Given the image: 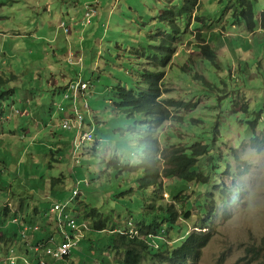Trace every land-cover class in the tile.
I'll use <instances>...</instances> for the list:
<instances>
[{"label": "rangeland", "instance_id": "1", "mask_svg": "<svg viewBox=\"0 0 264 264\" xmlns=\"http://www.w3.org/2000/svg\"><path fill=\"white\" fill-rule=\"evenodd\" d=\"M1 1L0 76L6 81L1 89L10 92L2 101L0 121V213L7 201L15 207L22 200L32 213V224L45 219L43 231L60 237L52 209L57 201H69L79 187L82 192L77 204L71 206L81 214L80 220L92 226L103 220L106 229L97 231L90 225L87 237L71 257L52 264H123L132 227L140 222L152 224L158 206L174 204L181 214L176 221L181 228L178 237L176 231H166L174 244L175 238L181 241L187 233L202 230L206 215L201 205L208 199L213 238L199 264H264V29L258 27L250 33L244 27L233 28L232 13L226 12L231 0H200L191 17H179L169 28L161 14L181 8L184 0H99V24L95 20L87 27L84 3L93 0H78L84 2L82 13L73 21L66 16L72 30L66 35L58 30L59 16L73 10L74 0H47L53 2L50 12L43 5L38 7L36 0L33 10H24L22 0ZM255 9L259 23L264 0H255ZM198 16L209 20L202 37L217 52L215 61L204 57L198 47L196 31L204 27V19L198 22ZM21 22L22 29H17ZM81 31L87 39L83 46L79 44ZM175 37L177 47L171 43ZM181 44L187 46L179 48ZM175 48L181 55L166 79L167 98L193 106L172 109V120L155 129L162 140V170L173 148L191 147L197 141L211 144L220 164L216 173L210 156H203L199 169L212 176L211 184L201 185V189L187 186L188 197L178 199L171 192L180 179L165 176L163 189L144 187L145 169L130 168L145 161L144 133L151 130L153 119L119 108L115 91L117 86L136 88L149 58L158 67ZM81 50L88 61L83 78L90 81L84 99L89 108L82 111L84 131H92L95 139L76 148V131L63 128L73 118V98L64 99L67 92L50 87L49 82L56 80L54 84L63 86L64 79L72 81L81 67L70 60L76 63ZM29 94L40 102L34 113L31 108L22 112ZM255 137L262 143L260 148L254 146ZM151 204L156 209L149 208ZM223 205H231V217L224 218ZM188 208L190 217L185 216ZM94 209L97 213L89 216ZM27 210L16 213L27 215ZM121 229L128 234L121 235ZM36 231H29L34 244L39 235ZM156 241L162 246L166 242ZM30 248L34 251L28 257L38 262L39 254ZM9 250L0 253V264H9ZM258 250L262 251L259 258ZM141 264L162 263L146 252Z\"/></svg>", "mask_w": 264, "mask_h": 264}, {"label": "trees", "instance_id": "2", "mask_svg": "<svg viewBox=\"0 0 264 264\" xmlns=\"http://www.w3.org/2000/svg\"><path fill=\"white\" fill-rule=\"evenodd\" d=\"M198 7V0H184V4L181 8L173 7L168 11H165L161 14L160 19L163 22H167L168 26H174L177 23V19L179 17H183L186 15H188V17H191L195 9H197ZM228 8L234 10V24H245L247 26L248 31L250 32H253L257 29L258 23L256 17L255 0H231V4ZM202 18L203 17L198 16L196 20L199 22ZM203 19L204 22L202 23H205L206 18ZM261 25L264 28V13L262 14ZM180 30L181 29L177 31ZM199 38L201 40L199 48L202 51V54L205 55L204 57L215 61L217 59V52L212 49L211 45L204 44V42L206 41L202 37V33L199 34ZM177 40L178 38L176 37L171 38V43H175ZM162 65L165 66V62L162 63ZM164 78V72L144 70L141 79V84L144 85L143 87H136L133 89L124 86H117L115 87V91L116 98L118 99L117 104L119 108L125 109L130 114L142 113L153 119V126L151 130L146 131L144 133V140L147 145L145 161L139 164V166L137 167L130 166V168L133 171L137 170L138 167H142L145 169L146 177H144L141 182V185L144 187L155 185L158 188L163 189V177L165 176L180 179V185L176 184L172 186L171 192V195L174 196L175 199H178L181 197H188L185 195V191L187 189H190L187 188V186L191 187V189L194 186H197V189H201V185L211 184L210 182L212 181V177L207 175L204 170H200L199 166L201 167L200 160L203 156H211V160L214 159L215 156L214 154H212L213 150L211 144H206L202 143L201 141H197L191 147L179 146L173 148L171 154L167 158V166L164 170H162V140L160 134H157L155 132V129L156 127H162L164 123L172 120L174 115L171 109H180L183 107L189 108L190 106H193V104L188 102L184 103L183 101L164 98V94L167 93L166 89H164ZM5 83V79L0 76V89L5 85ZM1 91H3V89L0 90V93ZM9 92L10 91H3L0 95V121L3 117L2 110H4L2 101L5 99V96L9 94ZM79 107L80 112L83 114L81 103L79 104ZM255 126L256 125H254V127ZM261 144L262 143L260 142V140L255 137V148H260ZM216 168L217 170H219V167H217L213 163V170H216ZM229 174L232 177V172H229ZM217 186H220L219 182L218 184H216V187ZM237 193L243 194V192L239 189L237 190ZM219 199H221L222 201L223 197L220 196ZM228 199L229 197L225 198V200ZM207 201L208 199H206V202L204 203L205 205H201L202 207L204 206L203 208H205L206 215L204 221L201 223L202 230H196L194 232L187 233L184 236V239L181 241H178L179 239L175 238L176 243H174L173 246L172 244H170V246H167L168 244L164 243L163 246L161 245L160 248L152 247L150 243L139 238L138 236L129 238L128 242L131 245L129 247L127 246L125 250L126 255L122 263L141 264L145 258V253L147 252L152 255L155 260L159 261L162 264H199V261L201 260L203 255V250L208 246V244L213 238V233L210 231L211 225L210 223L208 224L212 211L211 208H209L211 205L208 204ZM155 206L156 204H151L149 208L156 209ZM230 206L231 205H223V207L226 208V210L223 212L224 218H229L232 216L233 208ZM24 207H26V204H24L22 200L19 204L15 205V207H13V204L11 207L8 205H3L0 213V218L2 221V223H0V227L3 226V228L0 229V253L3 251H8V249H11L12 247H15L17 252L21 253L23 257H27L32 251H34L30 248V245H33V241L30 238L27 241L23 237V235H21L20 232V226L26 224L30 226L34 225L32 224V213L30 214L27 208ZM21 210H27V215H24V213H22L21 215H17L16 211L19 212ZM10 211L11 213L9 215L8 213ZM96 213L97 211L94 209L90 212L89 216H94ZM155 214L156 218L153 220L152 224L147 225L144 222H140L141 225L139 223L138 228L141 229L142 232H145V234L157 232L159 235H161V233L163 232L167 234L168 232L166 231L169 228L172 229V232L176 231L178 233V237L179 233H181V228L176 226V221L178 217L181 216V214L178 212L176 205L169 204L166 208L164 207V205H160L158 206ZM191 214V208H188V214H185V216L190 217ZM36 216H38V213H36ZM7 217L18 218L19 227H17L14 223H10L7 227H4V223L6 222ZM39 219L40 223H38L37 225L40 227V230L38 229L36 231V234H39L35 236L36 243L43 242L47 244V240L49 238L47 237L48 235L46 236L47 238H44L45 235L42 236L43 233L39 232L41 231V229H43L46 220H42L41 218ZM56 222L58 223L57 218ZM165 225H168L169 227H166ZM208 225H210V227ZM58 228L59 226L57 224V232L59 233L60 237L57 234H54V236L56 237L55 243H62L64 240V236L60 233ZM93 228L97 231H103L106 229V222H104L103 220H98L94 223ZM206 228H209V231L204 232ZM55 243L49 242L43 247L44 249L48 247H56ZM115 245L118 248L120 247L117 245V241ZM78 246L79 245L75 246L70 252V254L65 257V259L70 258L71 255L74 253V250ZM261 252V250L257 251L256 256L258 258L262 255ZM37 253L40 254L41 252ZM53 262H55V260L47 259V264H52ZM35 264H42L41 260L35 262Z\"/></svg>", "mask_w": 264, "mask_h": 264}, {"label": "built area", "instance_id": "3", "mask_svg": "<svg viewBox=\"0 0 264 264\" xmlns=\"http://www.w3.org/2000/svg\"><path fill=\"white\" fill-rule=\"evenodd\" d=\"M86 16H85V24H90L91 20L97 15V11L94 7L90 6L89 4L86 5ZM61 28L63 29L64 33L66 35H69L71 33V27L68 26L66 23L61 24ZM71 63H74L76 65L82 66V59L78 58L77 62H73L70 60ZM89 87V82L85 81L81 75H78L76 80H73L69 83L68 89L70 91V94L67 95V98L71 97L73 98V103L75 105V111H74V117L69 120L65 121L63 124V128L66 130L74 129L76 131H81L84 126V117L79 112L76 104L78 102V97L84 96L86 94V91ZM87 107V105H86ZM92 131H85L80 135V142L77 144V146L83 142L88 140H93ZM79 193V190L74 191V195H77ZM72 209L67 203H57L55 204L53 211L57 214L58 217V226L60 233L64 236V240L62 243H55L56 237L54 235H50L47 244L49 242H53L56 244V247H48L45 248L43 246L47 245L46 243H33L31 245L36 252H41L42 255H40L39 260H41L42 264H47L48 260H61L64 259L67 255L70 254L72 249L79 245L80 241L83 239L85 235V229L82 224L79 223L77 217L75 214L72 213ZM13 221H18V219H14ZM2 226L0 227V229ZM36 229H39V227H36ZM30 227H26L22 230L23 237L28 241L30 237L29 235ZM31 242V240H30ZM15 249H12V253L9 257L10 264H22L20 261V257L15 254ZM23 260V264H35L33 260H31L29 257H21Z\"/></svg>", "mask_w": 264, "mask_h": 264}, {"label": "clouds", "instance_id": "4", "mask_svg": "<svg viewBox=\"0 0 264 264\" xmlns=\"http://www.w3.org/2000/svg\"><path fill=\"white\" fill-rule=\"evenodd\" d=\"M199 1V7H200V0H198ZM87 4H89L90 6H92V7H94L95 9H96V11H97V6L98 5H101L100 4V1L99 0H93V1H88V2H85L84 3V6H85V9H87L86 8V5ZM230 4H231V1H230ZM198 7V8H199ZM197 8V9H198ZM197 9H195L196 11H197ZM226 12H228V13H232V16L234 17V10L233 9H229L228 7H227V11ZM98 11H97V15L91 20V23L90 24H85V25H87V27L88 26H91L92 24H93V21L97 18V16H98ZM194 13V12H193ZM264 13V11L261 13V17H260V21H259V23H258V19H257V23H258V27H260V28H262V29H264L263 27H262V25H261V19H262V14ZM201 17V16H200ZM257 17V16H256ZM85 19V18H84ZM72 21V20H71ZM84 21V20H83ZM195 21V19L193 20V22ZM66 23L68 26H70L71 27V24L69 23L70 21H66L65 19H63V20H61V23H60V26L58 27V30H63L62 28H61V24L62 23ZM85 22V21H84ZM208 22H209V20H207L206 21V19H205V23H202L203 25H204V27L200 30V31H196V32H198V35L200 34V33H202V30L203 29H205V27H207L208 26ZM165 25H167V27L169 28V26H168V23L167 22H163ZM227 25H225L224 26V29H225V27H226ZM239 27H244V28H246L247 29V26L245 25V24H234V22H233V28H239ZM257 27V28H258ZM248 30V29H247ZM257 30V29H256ZM256 30L255 31H253V32H250V33H255L256 32ZM64 32V31H63ZM71 32H72V30H71ZM71 34V33H70ZM205 40V39H204ZM84 41V38L82 37V42ZM177 42H178V40L175 42V43H173V45L174 46H176L177 47ZM201 43V40H200V38H199V44ZM199 44H198V47H199ZM204 44H209V43H207V42H204ZM210 45V44H209ZM180 46H181V48L183 49V48H185V46H187V44H185V45H179L178 47L180 48ZM213 46V45H212ZM178 48V49H179ZM193 49H195L196 47H195V45L192 47ZM212 49H214V48H212ZM188 53H192V51L190 52V51H188ZM179 55H181V53H180V51L179 52H177V48H175L174 50H173V52H172V54H168V56H167V59L165 60V66H163L162 64H159V66L158 67H156V65H155V63L153 64V61H151L152 59H150L149 58V63L148 64H151L152 66H154L153 68H152V66L151 65H146V67H148V69H143L142 70V72H141V79H142V74H143V71L144 70H150V71H157V72H164L165 73V78H164V89H166V79H168V75H169V70L174 66V60L179 56ZM77 56H78V58H81L82 59V66H80L81 67V72L80 73H78V74H76V76L74 77V79L73 80H76V78H77V76L78 75H81L82 76V78H83V69H84V65H85V60H84V57L82 56V55H79V54H77ZM217 56H218V54H217ZM176 57V58H175ZM175 58V59H174ZM173 61V62H172ZM84 79V78H83ZM72 80V81H73ZM85 80V79H84ZM71 82V81H70ZM69 82V83H70ZM89 82V84H90V81H88ZM69 83L68 82H66V85H65V88H64V91H66L67 93H65V94H63V98L64 99H70V98H67L66 96L67 95H69L70 94V91H69V89H68V86H69ZM135 83V82H134ZM135 85H136V87H143L144 85L143 84H141V81L139 82V83H135ZM125 87V86H124ZM128 88V87H127ZM166 91H167V93L166 94H164V98H167V95H168V93H169V90L168 89H166ZM86 95H87V91H86V94L84 95V96H79L78 97V102H77V104H76V106H77V108H78V110H79V112H80V107H79V104L81 103V107H82V109H83V111H86V110H88V108H89V106H88V104L85 102V97H86ZM170 99H174V98H170ZM175 100H177V99H175ZM178 101V100H177ZM73 105V107H72V111H73V117H74V111H75V105H74V103L72 104ZM86 105H87V107H86ZM171 111H172V109H171ZM81 113V112H80ZM82 114V113H81ZM83 115V117H84V126H83V128H82V130L81 131H76V138L78 139V143L80 142V135L83 133V132H85L84 131V128H85V125H86V118H85V116H84V114H82ZM152 126H153V123H152V125H151V128H152ZM150 128V129H151ZM160 128V127H159ZM92 135H93V132H92ZM93 140L95 139V137H94V135H93V138H92ZM93 140H88V141H83V142H91V141H93ZM83 142H81V143H83ZM77 143V144H78ZM81 143L77 146V144H76V148H81ZM216 150H214L213 152H212V154H214V159H212L211 160V156L209 157V159L211 160V161H213V163L217 166V167H220V164H219V154H218V156L216 155V152H215ZM215 172L216 171H218L217 170V168H216V170H214ZM217 173V172H216ZM212 177V176H211ZM220 180V179H219ZM88 185H90V183H88V182H86ZM80 184V182L78 183V185ZM194 186V185H193ZM79 190V193L77 194V195H74V192H73V195L71 196V198L69 199V201H57V202H55V204H57V203H60V202H63V203H67L69 206H70V208L72 209L71 211H72V213L73 214H75L76 215V217H77V219H78V221H79V223L80 224H82L83 225V227H84V229H85V235H84V237H83V239L80 241V243H79V245L83 242V240H84V238H86L87 236V233H88V231L91 229V224L88 222V221H82V220H80L81 218H80V216H81V214H78L79 213V211L76 209V208H73L71 205H72V203L73 204H77V197L80 195V193L82 192L80 189H79V187H77V188H75L74 189V191L75 190ZM4 205H8V206H12V202H10V200L9 201H7ZM55 206V205H54ZM54 208V207H53ZM52 211H53V209H52ZM53 214H56L54 211H53ZM57 219H58V217H56ZM14 219H18V218H15V217H12V218H9V221L7 222V219H6V222L4 223V227H7L10 223H18V221H19V219H18V221H13ZM91 225V226H90ZM33 226H35V227H33ZM33 226H30V225H28V224H26V225H22V226H20V232H21V235H22V230L24 229V228H26V227H30V230L31 229H35V230H38V229H36V227H39L38 225H33ZM137 226V225H136ZM93 227V226H92ZM2 228H3V226H2ZM1 228V229H2ZM40 228V227H39ZM94 229V228H93ZM29 230V231H30ZM40 230V229H39ZM42 230V229H41ZM95 230V229H94ZM115 231H118L117 229L115 230ZM131 231L133 232V234H131V237H135V236H138L139 238H141V239H143V240H145L146 242H148V243H150V245L152 246V247H155V248H160L161 247V242H159V241H156V240H159V239H161V240H164V241H166L165 243H169L170 244V239L168 240V238H167V236H166V234H165V232H163V233H161V235H159L158 233H149V234H143V232L141 231V229H139L138 227H136V228H134V227H132V229H131ZM119 233H121V235H127L128 234V231H126L125 229L124 230H119ZM50 235H54V234H50ZM50 235H48L47 237H49ZM31 237V236H30ZM46 237V238H47ZM173 242H176L175 240L173 241ZM174 244H172V246H173ZM15 249V251H16V248L15 247H12L10 250H9V256H8V263L10 264V261H9V257H10V255H11V253H12V249ZM15 254H17L19 257H20V261L23 263V260L21 259V257H23L22 255H21V253H19V252H14ZM40 255H42L41 253L39 254V257H40ZM25 257V256H24ZM28 257V256H27ZM65 259V258H64ZM32 260V259H31ZM122 263V262H121ZM99 264H103V262L102 263H99Z\"/></svg>", "mask_w": 264, "mask_h": 264}, {"label": "crops", "instance_id": "5", "mask_svg": "<svg viewBox=\"0 0 264 264\" xmlns=\"http://www.w3.org/2000/svg\"><path fill=\"white\" fill-rule=\"evenodd\" d=\"M11 1H13V2H18L19 0H11ZM23 1V3H22V7H23V9L24 10H26V9H32L33 10V8H32V3H33V1L34 0H32V1H30V0H22ZM66 1V3H68V0H65ZM36 2H37V6L38 7H41L42 5H43V7H44V9H46V11L47 12H50L51 11V9H50V5L53 3L52 1H47V0H36ZM83 3L84 2H82V3H78V0H74V3H73V10H71V11H67L66 13H62V16H64V17H60L59 16V19H60V22H61V20H63V19H65L66 18V16H67V18H70L72 21L73 20H75V19H77V17H78V15L80 14V13H82V7H83ZM1 5H4V3L0 0V6ZM102 6V5H101ZM99 13H98V16H97V18L95 19V20H97L98 18H99ZM0 19H2V18H0ZM94 20V21H95ZM97 23L99 24V22H98V20H97ZM23 22H21V23H17V29H22V26H23ZM77 24V23H76ZM1 29V28H0ZM1 31V30H0ZM12 31H14V29H12ZM82 32L83 31H81L80 32V35H79V44L81 45V46H83V44L85 45L86 43H87V39H84V41L82 42ZM1 33V32H0ZM92 33H90V35H91ZM14 36H18V35H14ZM57 38V37H56ZM5 44L6 43H4V46H5ZM77 54H79V55H82L83 57H84V53H82V50L80 51V52H77ZM176 58V57H175ZM174 58V59H175ZM86 63H88V61L87 62H85V65H86ZM153 64H154V62H153ZM155 65H156V63H155ZM154 66H152V68H153ZM143 68H145V67H143ZM143 68H142V70H143ZM66 75H64L63 77H65ZM67 79H68V77H67ZM66 82L67 81H65V79H64V81H63V86H62V84H54V83H58V81H56V80H54V82H49V86L50 87H52V88H54V89H57V88H61L62 90L64 89V87H65V85H66ZM59 85V86H58ZM64 91V90H63ZM25 98L27 99L26 100V102L23 104L24 106H23V110H22V112L23 111H25L26 109H28V108H31L32 109V111H33V113H34V110L36 109L37 110V107H40V102H38V101H36V100H33L31 97H30V94L28 95V96H25ZM38 111V110H37ZM26 113H30V112H28V111H26ZM18 114H21V111H20V113H18ZM62 150V149H61ZM35 213H37V210H35ZM31 231V230H30ZM41 233H43L42 234V236H44V238L48 235L47 234V232L45 233L44 231H43V229L40 231ZM51 234H53V233H51Z\"/></svg>", "mask_w": 264, "mask_h": 264}]
</instances>
